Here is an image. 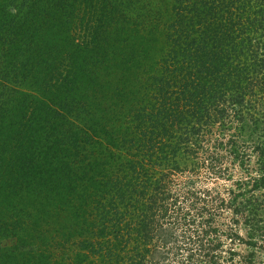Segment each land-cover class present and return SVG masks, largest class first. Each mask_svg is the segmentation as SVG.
<instances>
[{
  "label": "trees",
  "instance_id": "trees-1",
  "mask_svg": "<svg viewBox=\"0 0 264 264\" xmlns=\"http://www.w3.org/2000/svg\"><path fill=\"white\" fill-rule=\"evenodd\" d=\"M146 1L0 0V264H183L172 177L215 126L251 142L229 206L264 223V0ZM206 218L184 264H233Z\"/></svg>",
  "mask_w": 264,
  "mask_h": 264
},
{
  "label": "rangeland",
  "instance_id": "rangeland-1",
  "mask_svg": "<svg viewBox=\"0 0 264 264\" xmlns=\"http://www.w3.org/2000/svg\"><path fill=\"white\" fill-rule=\"evenodd\" d=\"M147 1L146 7H148ZM233 125L234 123L231 126ZM217 131L218 127L215 126V134L212 135L209 145H203L204 150L198 153V168L190 174L183 172L174 174L172 177L171 188L174 192L176 191L177 201H182L176 212L179 217L183 213V219L174 218L169 221L172 225L173 238L176 239L173 241H176L177 246L180 245L178 254H183L180 258L182 257L185 263L187 261L186 254L195 248V240L190 232L196 228L197 219L201 218L200 222L205 221L208 220L206 216L209 215L217 230L215 231L218 240L216 250H219L222 256L225 255L226 250L231 248L235 252L231 260L233 264H264V223H256L255 220L250 219L243 221V218L234 213L229 206L234 180H244L247 176L254 175L256 167L254 162L255 153L251 150V142L242 141V137L233 135L234 130L232 127L223 130L219 134H217ZM214 138L216 141H214ZM218 143H221V145L219 146ZM230 143L235 146L230 145ZM232 147L238 151L241 161L232 159L229 156L228 152ZM230 155L232 156V154ZM208 165L212 166L213 169L215 166L216 168L208 172L206 167ZM218 171H222L223 175L217 176ZM188 180H190V186L187 184ZM190 190L194 193L193 195L190 194L189 197ZM237 200L240 199L237 198ZM175 220L177 222L173 223L172 221ZM249 226H258L259 228L253 232L254 241L251 243L252 246L246 244L248 242L246 232ZM208 234L213 236L212 233ZM230 234L233 236L230 237ZM227 236L232 239L229 241ZM204 237H208V235ZM9 242L10 240H6L2 243L10 244ZM167 250H165L166 253ZM165 261L166 264H180V260L173 255H166ZM196 262L199 263L201 260ZM222 264L228 263L225 261Z\"/></svg>",
  "mask_w": 264,
  "mask_h": 264
}]
</instances>
